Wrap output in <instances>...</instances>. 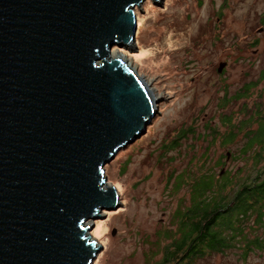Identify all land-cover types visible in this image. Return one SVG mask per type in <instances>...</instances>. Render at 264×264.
<instances>
[{
	"label": "water",
	"instance_id": "water-1",
	"mask_svg": "<svg viewBox=\"0 0 264 264\" xmlns=\"http://www.w3.org/2000/svg\"><path fill=\"white\" fill-rule=\"evenodd\" d=\"M145 1L0 0V264H94L103 251L88 223L122 205L105 167L157 112L111 56L136 43Z\"/></svg>",
	"mask_w": 264,
	"mask_h": 264
},
{
	"label": "rangeland",
	"instance_id": "rangeland-1",
	"mask_svg": "<svg viewBox=\"0 0 264 264\" xmlns=\"http://www.w3.org/2000/svg\"><path fill=\"white\" fill-rule=\"evenodd\" d=\"M135 12L134 47H116L113 54L128 57L156 90L157 112L147 133L105 167L108 186L117 188L122 205L88 223L95 224L88 236L103 246L94 264H159L165 248L181 238L179 225L186 221L187 232L195 220L184 214L205 206L199 199L206 182L208 193L215 188L220 196L210 200L215 204L226 192L221 183L216 187L221 175L247 183L264 174V137L242 152L247 134L259 130V112L264 116V0H146ZM222 62L227 66L219 74ZM251 120V127L243 124ZM242 181L227 187L230 202ZM234 218L230 211L219 220ZM253 223L251 217L244 224L250 242L264 237V227ZM232 242L203 258L189 244L188 264H264V248L246 254L243 240ZM184 263L179 255L173 264Z\"/></svg>",
	"mask_w": 264,
	"mask_h": 264
},
{
	"label": "trees",
	"instance_id": "trees-1",
	"mask_svg": "<svg viewBox=\"0 0 264 264\" xmlns=\"http://www.w3.org/2000/svg\"><path fill=\"white\" fill-rule=\"evenodd\" d=\"M264 79V77H262ZM262 114L261 112H259ZM257 117L261 121L259 125V130L255 132L254 134H247V142L244 146L245 148L242 150L243 154L247 153L248 151L252 150V148L255 147V142L258 141V139L264 137V116L260 115ZM230 121L231 119H226ZM225 120V122H226ZM231 122V121H230ZM254 121H247L246 123L243 122L244 125H247V127H251L252 123ZM233 128V126L231 127ZM238 129H241L238 127ZM232 135L234 138L236 134H234V130L230 129V132L228 133ZM234 140V139H233ZM262 153H259V156L256 157L257 162H259L260 155ZM264 172V171H262ZM213 176V174H212ZM228 175H221V178L217 181V186H220L219 183H221L226 188L231 186L233 183H235L232 179V177ZM231 179V180H230ZM242 181V180H241ZM241 181H237L238 184L241 183ZM243 184L241 185V189L235 194L233 201L228 200V193L225 192L224 197L219 199V202L213 204L211 201L215 198H220L218 196V192L215 190L209 192L210 183L206 182L204 185V194L202 197H200V206L205 204V206L201 209H198V211L194 212V209H190L186 212V216L191 217L195 216V220L190 224V229L186 232L185 224L186 221H183L179 225V232L181 238L179 240H174L173 244L165 248L164 258L159 264H173L174 262L178 261L179 255H182L190 261V258L187 256V246L191 247V251L194 249H197L198 252L196 254L202 256L200 258H203L204 256H209L211 254H217L222 252L224 249L230 248L229 241H233L234 238L237 239L238 244L240 245V241L243 240L246 246L245 253L247 254V251H252V248L254 249H263L264 248V237L262 239H255L253 241H248L246 239L247 236L243 234L244 227L246 223H248L249 218L254 219V223L258 229H262L264 227V174H260L258 178L255 179L254 183L251 182L249 185H247L246 181H242ZM198 183V182H197ZM195 185V184H194ZM227 195V196H226ZM212 198V199H211ZM211 200V201H210ZM231 203H233L231 205ZM230 211H233L235 214V218L228 222H220L219 218L229 213ZM221 223V225H220ZM220 226H225L226 228L221 230ZM215 226V227H214ZM218 227V229H217ZM235 228V229H234ZM220 229V230H219ZM233 229L234 233H232L230 230ZM254 230V228H253ZM226 231V232H225ZM231 232L230 239L226 238L225 233ZM198 233V236H197ZM168 237V235H166ZM229 239V240H227ZM198 242H203L202 244H198ZM200 245H204L205 248H202ZM248 247V249H247ZM206 250L207 252H210V254H205L203 251ZM214 251V252H213ZM172 256L174 258L172 259ZM245 257V256H244ZM199 258V259H200Z\"/></svg>",
	"mask_w": 264,
	"mask_h": 264
},
{
	"label": "bare ground",
	"instance_id": "bare-ground-1",
	"mask_svg": "<svg viewBox=\"0 0 264 264\" xmlns=\"http://www.w3.org/2000/svg\"><path fill=\"white\" fill-rule=\"evenodd\" d=\"M138 27H139V25H138ZM135 45V44H134ZM134 45L132 44V45H130V46H127L128 48L127 49H131L132 47H134ZM112 58H114V59H120V60H123L125 63H127L130 67H131V69L133 70V71H135V72H137L138 70L135 68V66H133V64L131 65V63H130V60H128L129 58L128 57H126L125 55H123V54H121V53H118V52H115L114 54H113V52H112ZM138 73V72H137ZM143 81H144V85H145V87L147 88V90H148V92H149V94H150V98H152V100H153V102L154 103H156V100H158V96L156 95V90L154 91L153 89H152V86L151 85H149L150 83L148 82V81H146V80H144V78H143ZM94 227H95V225H94Z\"/></svg>",
	"mask_w": 264,
	"mask_h": 264
},
{
	"label": "flooded vegetation",
	"instance_id": "flooded-vegetation-1",
	"mask_svg": "<svg viewBox=\"0 0 264 264\" xmlns=\"http://www.w3.org/2000/svg\"><path fill=\"white\" fill-rule=\"evenodd\" d=\"M261 31H263V29L260 28L259 32H261ZM255 53H256V52H255ZM260 123H261V122H260ZM255 146H256V145H255ZM257 147H258V146H257ZM228 156H229V158H228ZM228 156H227V160L230 159V154H228ZM256 157H258V156H256ZM256 157H255V158H256ZM255 158H254V159H255ZM255 160H256V159H255ZM223 172H224V170L222 171V173H223ZM222 173H221V174H222ZM254 181H255V180H254L252 177H249L247 184L249 185L251 182L254 183ZM232 204H233V203H231V205H232ZM214 227H215V226H214ZM217 229H218V227H217ZM229 246H230V247H233V242H232V241H229ZM231 249H232V248H231ZM247 249H248V247H247ZM250 251H251V250H250ZM243 252L245 253V251H243ZM247 252H248V251H247Z\"/></svg>",
	"mask_w": 264,
	"mask_h": 264
}]
</instances>
